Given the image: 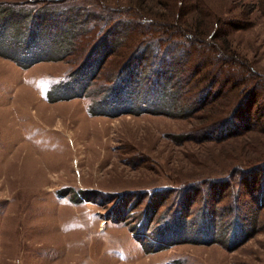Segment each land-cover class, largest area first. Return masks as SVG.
<instances>
[{
	"label": "rangeland",
	"instance_id": "374dc122",
	"mask_svg": "<svg viewBox=\"0 0 264 264\" xmlns=\"http://www.w3.org/2000/svg\"><path fill=\"white\" fill-rule=\"evenodd\" d=\"M0 8V50L27 48L28 32L34 52L70 40L63 59L29 71L0 58V264H264V178L244 180L264 162V0H0ZM39 21L50 25L28 28ZM108 33L117 36L104 42ZM103 43L113 52L84 69ZM185 55L184 67L171 68ZM77 68L90 80L86 96L46 100L45 88ZM226 79L236 85L223 91ZM210 87L229 92L217 100H231L235 128L204 130L225 115L209 111L210 101L178 115ZM103 97L121 114H90ZM256 215L242 244L211 242L232 244ZM134 232L150 248L176 243L146 252Z\"/></svg>",
	"mask_w": 264,
	"mask_h": 264
},
{
	"label": "crops",
	"instance_id": "0c3cea01",
	"mask_svg": "<svg viewBox=\"0 0 264 264\" xmlns=\"http://www.w3.org/2000/svg\"><path fill=\"white\" fill-rule=\"evenodd\" d=\"M1 9L2 8H0V11H1ZM73 11H74V13H76V11H77L76 8H74ZM72 17H76V15H71V19H72ZM3 19H5L7 21V19H6V17L4 15L0 17V21H2ZM32 22H29V23L31 24ZM48 22L39 21L38 24L36 22V24H35L36 26L33 23L34 26L29 25L28 28L29 29H31L32 27L36 28L34 30V33H37V32H39L37 30L39 29L40 25H43V26H46L48 24L50 25V22L49 23ZM83 23H84V21H83ZM83 23L79 24L81 29L82 28L85 29V24H83ZM64 25L66 27H68V28L70 27L68 24H64ZM64 25H63V27L65 28ZM71 28H72V26H71ZM16 29H17V26H16ZM28 33H26L22 37V38L26 39L24 44H26L28 46L27 48H22V49L18 50L17 48H14L15 46H12L13 49H10V47H4L2 50H0V58H2L6 62H11V63L16 64L18 67H20L21 69H23L25 71H29L30 69L33 68V66H35L38 63L41 64V63H47V62H52V61H59V60L64 58L65 54H60V53H62V52L67 50L65 48V46L66 45L69 46V43H70L69 39L62 38L63 41H64V44H56V45L54 44V46H52L51 48L49 47L48 50H44V51L43 50H38V51L34 52V50H36V49L33 48L32 45L35 44L36 42L35 41L31 42L29 40V38H27L28 37ZM110 35H113L114 37L117 36V34L115 35V34H109V33L106 35V37L103 35L102 37H103L104 42H105V40H107V38H109V39L110 38H114V37H111ZM120 36H122V35H120ZM29 42H31V43H29ZM1 43H3V42H1ZM4 43H7V42L4 41ZM10 44L14 45L13 42L12 43L10 42ZM57 45H59V46H57ZM99 46H103L100 49V52H102V50L103 51L105 50L104 47L106 46V44L103 43V44H101ZM12 50H13V52H12ZM111 51L113 52V50H111ZM112 52H108V50L107 51L105 50L104 52H102L103 54L101 53V55H100L101 57L97 56L95 59L99 62L101 59L105 58L106 55H108L109 53L111 54ZM78 67H80V65ZM77 74L79 75L78 68L74 69L73 73L70 72V74L69 73L67 74V77H66L67 80H63L65 82H61V83L59 82V83H56L55 85L50 83L51 85H49V87H46L45 90H44L45 99L48 100V101H49V99H51V100H53L52 102H54V101H56V102L60 101L61 102L63 100H67V99L82 98V97L86 96V93H87L89 88L83 89L81 86H79V88H75V89L71 88V87H74V85L78 82L77 80L73 79L72 77L80 78L81 75H82L81 74V75L78 76ZM72 79H73V82H72ZM90 86H91V84L88 87H90ZM68 88H70V89H68ZM67 89H68V92H67ZM120 91L121 90H119V92ZM89 92L90 93H94L92 90H89ZM48 95H49V97H48ZM50 95H53L52 96L53 98H51ZM109 100H111V97H103V100L101 98L100 102L99 103L95 102V104H94L93 101H91L89 106L86 107L87 111L90 114L92 112V113H96V114L112 115L109 112L108 109H106L105 107L102 106V105H107V103H109ZM97 104L100 107H96L95 105H97ZM94 107H96V109ZM94 109H95V111H94ZM120 114L121 113H115L112 116H118Z\"/></svg>",
	"mask_w": 264,
	"mask_h": 264
},
{
	"label": "trees",
	"instance_id": "16d2710c",
	"mask_svg": "<svg viewBox=\"0 0 264 264\" xmlns=\"http://www.w3.org/2000/svg\"><path fill=\"white\" fill-rule=\"evenodd\" d=\"M111 37H114L113 35H110ZM173 44H169V45H167V47H166V49H169L170 50V47L172 46ZM103 46H97V47H95V49L97 50L98 49V51H100V49L102 48ZM105 51V50H104ZM103 50H102V52H104ZM101 52V53H102ZM103 54V53H102ZM174 57V56H173ZM185 59V60H184ZM175 60H177L176 61V64H177V66H171V68L173 67V68H176V67H184V65H185V61L187 60V58H186V55L185 56H181V57H175ZM97 60H96V63H94V64H92L91 63V60H88V62H87V64H86V66H85V68L84 69H92L93 67H95L96 66V64H97ZM174 63V62H173ZM173 65V64H172ZM82 66V65H81ZM174 70H177V69H174ZM78 73H79V75H81V77L80 78H75V77H72L73 79H75V80H79V79H82V77H84V76H86V78H85V80H86V82L83 84L84 86H83V88L85 89V88H87L89 85H90V80H89V78L87 77L88 76V74L86 75L85 73H83V71L80 69L79 71H78ZM78 75V74H77ZM78 75V76H79ZM231 81L229 80V79H226V80H224V83L222 84V90L223 91H225V87L227 86V84H229ZM236 84L235 83H230V86H235ZM122 87V86H121ZM120 87V88H121ZM211 89H212V87H210V89H209V91H208V93H206L202 98H200L199 99V102H196L195 104H194V106H190V107H187V110H184L183 112H181L182 114H178L179 116H183V117H185V116H188V115H191L192 113H194V112H196L198 109H202L203 108V106H205L206 104H208V101H210L209 103H212V105H210L209 106V111H212V110H217V109H219V110H224V117L223 118H220V119H217L216 121H214V122H210V123H208V124H206V126L204 127V130H207V129H213V128H215L217 125H219V124H222V126H223V128H225L226 126L227 127H229V126H231V127H233L234 126V124L232 123V119H230V115L228 116V114H233V115H236L234 118H233V120L234 119H236L237 118V116L239 117V115H238V113L236 112V111H232V110H230V108H229V106H230V101H225V100H222V99H225L226 97L227 98H230V96L227 94V93H229V92H225L224 94H221V92H222V90H218L217 92H210L211 91ZM230 91V90H229ZM121 92V91H120ZM120 92H118V94H116L115 93V95H116V97L117 96H119V94H120ZM250 93V92H249ZM258 94L256 95V99H254V101H253V106L254 105H256L257 103V100H258ZM218 97H223L221 100H217V98ZM215 101H216V103H215ZM214 102V103H213ZM258 108H259V104H258ZM235 110H239V109H235ZM251 110V109H250ZM241 112V111H240ZM166 114H168V115H171V114H169V113H166ZM210 114L211 115H214L212 112H210ZM227 114V115H226ZM240 114V113H239ZM242 114V113H241ZM227 123V124H226ZM228 124H230V125H228ZM233 124V125H232ZM221 126V127H222ZM234 128H235V126H234ZM250 128V126H247L245 129L246 130H248ZM249 170H253V171H250L249 173H247L246 174V176H245V178H244V180L245 181H248L249 180V178L250 179H252V180H250V182H253V180H254V178H260V180H262L263 178H264V162L263 163H261V164H259V165H256L255 166V169L253 168V169H249ZM263 185H264V182L262 183ZM261 190L264 192V188H261ZM89 192H87V190H81L80 191V194H79V198L81 199V201L82 200H84V198H85V196H86V194H88ZM261 198L260 199H264V197H262V196H260ZM264 203V201H262V200H259V205H262ZM212 210H214V209H212ZM237 221H240V219H239V217H237ZM256 222H257V215L255 216V217H252L250 220H249V223H248V226L247 227H245V232L243 231L242 232V235L238 238V239H236V241H234L232 244H225L224 242H219V241H217V240H213V241H211V242H215V243H219L220 245H222V246H225V247H227L228 249H233V248H235V247H237L238 245H240V244H242L243 243V241H245L247 238H249L253 233H255L256 232V230H257V224H256ZM133 231V230H132ZM134 234V237L136 238V240L141 244V246L143 247V249L146 251V252H156V251H158V250H161V249H164L165 247H167L168 245H170L171 244V242H173L172 244H175L176 243V241H171V242H168V243H165V244H159L158 246H155V247H153V248H150L149 246H148V243H146L143 239H140L139 237H142V236H140L139 234H137V233H133ZM157 237V236H156ZM158 238H155L154 240H157ZM181 242V241H180ZM171 244V245H172ZM224 244V245H223ZM150 248V249H149Z\"/></svg>",
	"mask_w": 264,
	"mask_h": 264
}]
</instances>
